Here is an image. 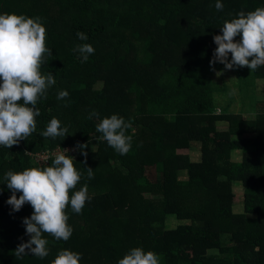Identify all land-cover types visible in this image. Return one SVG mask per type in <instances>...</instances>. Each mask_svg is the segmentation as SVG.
Here are the masks:
<instances>
[{"label":"trees","instance_id":"obj_1","mask_svg":"<svg viewBox=\"0 0 264 264\" xmlns=\"http://www.w3.org/2000/svg\"><path fill=\"white\" fill-rule=\"evenodd\" d=\"M221 3L222 11L216 0H0V14L41 19L52 53L41 72L56 80L37 104L36 131L10 149L0 146V264H51L63 249L80 253V264H118L133 247L155 252L160 264H264V101L255 95L264 66L234 69L251 117L228 106L218 113L209 79L223 22L264 0ZM83 43L95 49L84 63L73 52ZM60 90L69 96L58 100ZM93 110L99 117L88 119ZM112 114L131 124L126 155L98 139L96 124ZM53 117L68 129L65 137L40 134ZM220 121L228 123L225 132L217 130ZM248 132L254 137L233 138ZM197 143L201 162L179 152ZM68 147L77 148L68 155L81 173L73 191L87 185L90 199L81 214L68 207V241L45 234L47 257L16 258L30 239L23 219L33 209L7 204L4 175L40 167V155ZM236 150L240 162L229 160ZM152 167H160L154 179ZM234 188L244 192L243 214L233 212Z\"/></svg>","mask_w":264,"mask_h":264},{"label":"clouds","instance_id":"obj_2","mask_svg":"<svg viewBox=\"0 0 264 264\" xmlns=\"http://www.w3.org/2000/svg\"><path fill=\"white\" fill-rule=\"evenodd\" d=\"M215 8L223 10L221 0H216ZM220 28L222 34L213 37L217 47L210 61L213 71L217 63L224 66L223 70L216 71L217 76L224 70L247 67L254 72L264 66V7L240 11L236 17L225 20ZM76 35L81 41L88 40L83 31H77ZM73 52L78 53L84 63L95 49L83 43ZM51 55L46 46V28L39 17L0 14V146L10 149L36 131V118L41 114L37 104L41 98H47V90L56 84L51 72H41L46 57ZM68 96V91L60 90L57 99L64 100ZM93 117H99L95 110L88 119ZM130 127L123 117L112 114L96 124V131L101 134L99 140L106 141L120 155H126L131 149L132 136L126 134ZM67 133L68 129L62 128L61 122L53 117L40 134L56 139ZM78 146L81 150L87 147L86 144ZM39 160H50L51 165L42 163L40 167H27L23 171L9 170L3 178L11 191L7 204L13 211H20L25 204L33 209L31 216L23 219L25 234L30 239L18 245L16 258L29 253L40 259L47 257L49 241L44 238L45 234L55 240L68 241L73 233L68 224V207L73 213L81 214L90 199L87 185L73 191L81 180V173L74 165V158L68 155V149L43 154ZM87 177L94 178L91 168H87ZM81 258L80 253L63 249L51 264H80ZM118 264H160V258L153 251L133 247Z\"/></svg>","mask_w":264,"mask_h":264},{"label":"rangeland","instance_id":"obj_3","mask_svg":"<svg viewBox=\"0 0 264 264\" xmlns=\"http://www.w3.org/2000/svg\"><path fill=\"white\" fill-rule=\"evenodd\" d=\"M215 71H211L209 75L210 82L213 86L217 88L216 91L211 96V101L217 112L219 113L220 107H229V110L234 113H244L247 114V117H251L253 115V112L250 113V107H249V100L245 101L244 95L241 94L240 88H239V79H238V73L236 70H224L223 74L220 76L216 75V71H221L224 69V67H214ZM101 86V85H99ZM255 95L260 97L259 101H264V83L261 82L257 85V91L255 92ZM262 98V99H261ZM248 104H247V103ZM255 103L256 101L253 100ZM228 123L225 121H220L217 123V130L219 132H225L228 129ZM254 134L251 132L244 133L239 137H233V138H242L245 140H248L250 138H253ZM198 149V152H194V148L192 149H181L182 152H192L190 153V158L193 162H201L202 161V152L200 149L199 144H195ZM188 150V151H187ZM229 160L232 162H240L242 160V155L239 150L231 152L229 156ZM160 167H152L151 170L148 172V176L151 179H154L158 176V170ZM186 174L184 171H181L180 179H186ZM234 194V200H233V212L234 214H243L244 213V192L241 188H234L233 190ZM175 220V219H172ZM176 221V220H175ZM215 250H211L210 254H215Z\"/></svg>","mask_w":264,"mask_h":264},{"label":"built area","instance_id":"obj_4","mask_svg":"<svg viewBox=\"0 0 264 264\" xmlns=\"http://www.w3.org/2000/svg\"><path fill=\"white\" fill-rule=\"evenodd\" d=\"M66 149H68V154L70 153V154H72V155H74L76 152H77V148H71V147H68V148H66ZM63 149H58V150H54V151H50V152H56V151H62ZM50 152H47V153H50ZM46 154V153H45ZM43 155V154H42ZM41 156V155H40ZM39 156V157H40ZM39 157H38V161L39 162H41V163H48L49 161H47V162H42V161H40L39 160Z\"/></svg>","mask_w":264,"mask_h":264},{"label":"crops","instance_id":"obj_5","mask_svg":"<svg viewBox=\"0 0 264 264\" xmlns=\"http://www.w3.org/2000/svg\"><path fill=\"white\" fill-rule=\"evenodd\" d=\"M195 150H193L194 152H198V149L194 147ZM188 151V150H187ZM180 153H185V154H188L190 156V153L192 152H182V151H179ZM192 160V159H191Z\"/></svg>","mask_w":264,"mask_h":264}]
</instances>
